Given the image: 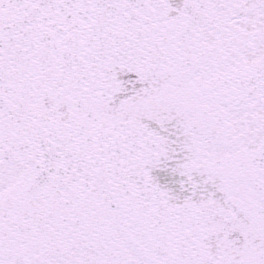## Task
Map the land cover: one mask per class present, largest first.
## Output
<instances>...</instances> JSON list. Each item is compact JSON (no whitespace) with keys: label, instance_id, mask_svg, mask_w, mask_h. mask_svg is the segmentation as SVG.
Segmentation results:
<instances>
[{"label":"snow or ice","instance_id":"1","mask_svg":"<svg viewBox=\"0 0 264 264\" xmlns=\"http://www.w3.org/2000/svg\"><path fill=\"white\" fill-rule=\"evenodd\" d=\"M0 264H264V0H0Z\"/></svg>","mask_w":264,"mask_h":264}]
</instances>
